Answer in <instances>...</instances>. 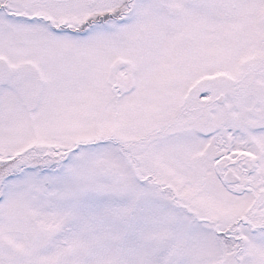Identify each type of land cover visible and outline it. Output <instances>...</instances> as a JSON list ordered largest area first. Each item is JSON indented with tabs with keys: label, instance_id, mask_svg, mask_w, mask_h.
Segmentation results:
<instances>
[{
	"label": "snow or ice",
	"instance_id": "obj_1",
	"mask_svg": "<svg viewBox=\"0 0 264 264\" xmlns=\"http://www.w3.org/2000/svg\"><path fill=\"white\" fill-rule=\"evenodd\" d=\"M0 264H264V0H0Z\"/></svg>",
	"mask_w": 264,
	"mask_h": 264
}]
</instances>
